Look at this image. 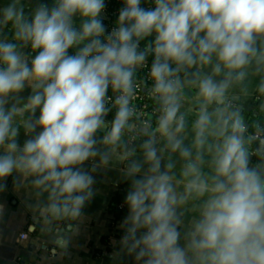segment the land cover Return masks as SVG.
Listing matches in <instances>:
<instances>
[{
	"label": "clouds",
	"instance_id": "9594fccd",
	"mask_svg": "<svg viewBox=\"0 0 264 264\" xmlns=\"http://www.w3.org/2000/svg\"><path fill=\"white\" fill-rule=\"evenodd\" d=\"M143 2L123 0L111 31L106 0H36L27 9L24 0L0 3V192L11 177L17 189L32 188L45 226L77 220L94 195L93 174L115 157L129 183L123 245L138 262L264 264V163L250 165L235 113L209 110L223 104L233 74L242 78L240 70L257 55L264 0H151L149 8ZM148 37L154 40L141 51ZM148 54L160 115L141 145L142 158H134L119 149L134 115V75ZM193 67L198 71L188 83L198 88L201 104L188 147L180 73ZM205 67L211 74H202ZM110 88L118 95L109 128ZM166 151L185 162L182 181L174 164L164 163ZM256 154L264 160V146ZM191 199L201 202L199 217L182 232L180 209ZM4 212L0 203V217Z\"/></svg>",
	"mask_w": 264,
	"mask_h": 264
},
{
	"label": "crops",
	"instance_id": "0c3cea01",
	"mask_svg": "<svg viewBox=\"0 0 264 264\" xmlns=\"http://www.w3.org/2000/svg\"><path fill=\"white\" fill-rule=\"evenodd\" d=\"M2 2L3 0H0V3ZM24 2L27 9L32 7L36 0H24ZM43 2L51 5L52 0H43ZM76 23L79 24L80 21L77 20ZM6 35L11 39L10 33L6 32ZM146 39L152 41L154 37ZM255 47L257 55L240 70L244 72L243 77L237 79L238 73L233 74L223 104H214L209 109L211 111L221 107L229 115L235 113L234 119H239L243 125L241 134L246 133L251 124L255 123L254 118H264V39H258ZM25 51L31 54L30 48ZM197 71L198 69L193 67L180 73L181 80L185 81L181 113L185 116V146L188 147L192 146L195 139L194 128L201 104L198 88L188 83L195 80ZM202 74H211V67H205ZM223 78V72L216 77L217 80ZM154 131H148L147 134H152ZM103 134L100 133L101 136ZM23 138L24 133L21 129V140ZM156 138L159 140L158 134ZM123 140L124 136H122V147L119 149L121 153L125 151ZM212 140L213 138L210 137L209 142L211 143ZM244 140L250 152V165L264 163V160L253 157L249 143L246 138ZM144 141L133 152L134 158H142L141 145ZM160 146L163 147V141H160ZM163 155L165 164L169 161L174 164L172 171L177 181H182L181 173L185 162L178 153L172 154L166 151ZM195 155L196 150L193 148V158ZM204 160V171L208 172L211 154L207 149L204 152ZM123 167L124 164L114 157L108 167L98 169L93 174L96 181L93 186L94 195L86 202L81 217L77 220L56 221L51 226H45L34 209L33 206L38 198L32 188L25 183L23 187L17 189L10 177L7 181V189L0 192V203L5 205V212L0 217V264H142L137 261L136 254H130L123 245V237L126 235L124 221L127 216L116 221L111 209L115 197L119 193L126 197L129 187V183L122 178ZM178 190L183 191L182 183ZM200 203L199 200L191 199L184 208L180 209L183 220L182 232L199 217ZM22 234L28 235L27 242H21ZM58 237L67 240L66 247H60L55 243Z\"/></svg>",
	"mask_w": 264,
	"mask_h": 264
},
{
	"label": "built area",
	"instance_id": "2783aa9c",
	"mask_svg": "<svg viewBox=\"0 0 264 264\" xmlns=\"http://www.w3.org/2000/svg\"><path fill=\"white\" fill-rule=\"evenodd\" d=\"M149 7H154L152 2L145 8ZM119 11L120 10H116L114 12V16L118 17ZM104 21L107 22L105 26L109 31L117 26V22L114 23L110 21L107 13ZM150 70L151 63L148 59H146L145 64L142 67H138L134 75V96L132 97L130 104V107L134 110V115L129 121L131 128L126 129L123 133V136L125 138L124 150L132 153L135 152L142 141L143 133L141 132V130L143 128L147 129L148 131L155 130L157 127V120L160 115V105L158 101L151 95V89L154 85V81L150 76ZM109 90L113 95H108V109L110 106L115 105V98L118 95L117 93L113 92L111 88ZM105 121L110 128L111 122L107 120L106 117ZM249 139L257 140L260 142L261 147L264 146V127L259 129L254 135H249L247 141ZM260 149L251 148V153L253 157H255V159H261V157L256 154ZM20 240L21 242H27L29 240V237L27 234H22L20 236Z\"/></svg>",
	"mask_w": 264,
	"mask_h": 264
},
{
	"label": "trees",
	"instance_id": "16d2710c",
	"mask_svg": "<svg viewBox=\"0 0 264 264\" xmlns=\"http://www.w3.org/2000/svg\"><path fill=\"white\" fill-rule=\"evenodd\" d=\"M149 4H151L150 0H144L142 6L146 7ZM122 7H123V0H106V10L105 11H106L107 15L109 16L110 21H112L114 23L117 22L118 17L114 16V12L116 10H120ZM104 23L106 24L107 22L104 21ZM150 42L151 41L149 39H145V40L140 41V50L141 51L145 50L148 47V45L150 44ZM147 59L150 61L151 65H152L153 60H154V55L148 54ZM108 95H113L110 92V90L108 92ZM116 111H117V107L115 105L110 106L109 110H108V115L106 117L107 120L112 122V120L115 117ZM253 120H255V123L251 124L249 130L246 133H242V136L244 138H246V141H247V138L249 137V135H254L259 129L264 127V118L263 117H257V118H254ZM149 135H150V133L149 134H142V141L141 142L148 139ZM247 142L249 143V146L252 149L262 148L260 142L257 140L249 139ZM123 147L125 148V138L123 140ZM258 160H262V159H258ZM111 209H112V214L114 216V219L116 221L121 220L122 218H124L128 215V208H127V205L125 203V196L122 193L121 194L119 193L115 197V199L113 200Z\"/></svg>",
	"mask_w": 264,
	"mask_h": 264
},
{
	"label": "water",
	"instance_id": "95a60500",
	"mask_svg": "<svg viewBox=\"0 0 264 264\" xmlns=\"http://www.w3.org/2000/svg\"><path fill=\"white\" fill-rule=\"evenodd\" d=\"M107 115H108V111H107L105 117H107ZM106 124H107V123H106ZM141 132H142L143 134H147V133H148V130L145 129V128H143V129L141 130ZM102 133H103V132H102Z\"/></svg>",
	"mask_w": 264,
	"mask_h": 264
}]
</instances>
